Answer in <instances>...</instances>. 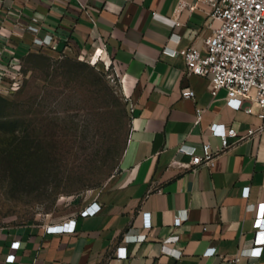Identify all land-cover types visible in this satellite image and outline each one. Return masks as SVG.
<instances>
[{
	"label": "crops",
	"instance_id": "crops-1",
	"mask_svg": "<svg viewBox=\"0 0 264 264\" xmlns=\"http://www.w3.org/2000/svg\"><path fill=\"white\" fill-rule=\"evenodd\" d=\"M180 1L0 0L1 63L56 52L41 51L36 38L53 36L59 49L73 52L105 44L122 74L129 118L128 142L109 182L56 220L0 227V264H264V249L259 258L248 256L264 202V132L219 152L213 165L185 169L174 161L182 149V160L190 162L204 142L220 148L221 138L209 129L213 123L240 136L261 123L255 114L229 107L226 90L214 97L208 78L188 75L184 58L167 51L196 45L205 55L203 41L218 26L208 4L182 0L187 5L180 10ZM187 89L195 91V100L181 96ZM197 109L204 110L199 123ZM93 202L101 211L81 216ZM144 213L151 228L144 227ZM177 216L184 220L175 227ZM71 219L75 232H46ZM172 235L178 240L169 247L180 257L163 248ZM126 236L137 239L126 243ZM14 241H20L18 249L11 248ZM121 245L126 259L116 255ZM213 247L216 254L205 255ZM11 253L14 262L7 261Z\"/></svg>",
	"mask_w": 264,
	"mask_h": 264
},
{
	"label": "rangeland",
	"instance_id": "rangeland-1",
	"mask_svg": "<svg viewBox=\"0 0 264 264\" xmlns=\"http://www.w3.org/2000/svg\"><path fill=\"white\" fill-rule=\"evenodd\" d=\"M47 51V50H45ZM58 52L20 60L0 85V227L69 213L117 172L129 138L124 100L101 66Z\"/></svg>",
	"mask_w": 264,
	"mask_h": 264
},
{
	"label": "built area",
	"instance_id": "built-area-1",
	"mask_svg": "<svg viewBox=\"0 0 264 264\" xmlns=\"http://www.w3.org/2000/svg\"><path fill=\"white\" fill-rule=\"evenodd\" d=\"M208 4L211 8L209 17L212 21H217L218 26L214 27L211 36L203 41L206 54H202L200 47L193 45L181 50H167L172 56H182L187 65L188 75H199L209 79L210 92L216 97L221 90H226V104L235 109H244L249 114H255L261 123L250 128L244 136L238 135L234 128H226L224 124L213 123L209 129L214 136L221 138V147L213 150L208 142L202 146V154L192 155L190 162L182 160L186 155L185 150H178L174 161L182 168L188 169L201 164L213 165L214 158L219 152L232 148L237 143L258 137L264 132V0H199ZM187 4L180 1L181 10ZM35 22H38L34 18ZM28 31L38 33V27L28 26ZM4 41L8 42L7 39ZM34 44L41 50L51 49L63 55L66 54L67 46L59 49L58 41H54L53 36L43 39L36 38ZM72 48V47H71ZM73 57L77 59H88L93 65L102 68L103 73L110 81L116 92L122 96V74L114 61L108 56L106 45L96 47L91 52L76 51ZM2 52L0 51V56ZM20 60L12 56L9 62H0V85L6 83L11 90H18L23 77L20 70ZM184 99H196L193 89L184 90L181 93ZM248 102V106H244ZM256 108V109H255ZM204 110L197 109L196 122L199 123L203 117ZM230 138H236L230 142ZM102 206L93 202L80 212L83 217L93 216L100 212ZM144 227L151 228L149 213H144ZM184 217L177 216L174 225L178 227L182 224ZM255 239L254 246L249 251L248 256L259 258L264 249V202L258 205L257 216L254 221ZM76 229V220L71 219L61 224L50 225L47 233H73ZM130 238L126 236L127 243ZM178 240L176 235L165 240L163 248L176 257H180V250H173L169 244ZM20 241L11 244L12 249H18ZM216 248H209L205 255H215ZM118 258L128 257L126 245H121L116 250ZM15 253L7 256L8 262H14ZM240 254L235 257V262L240 261Z\"/></svg>",
	"mask_w": 264,
	"mask_h": 264
},
{
	"label": "trees",
	"instance_id": "trees-1",
	"mask_svg": "<svg viewBox=\"0 0 264 264\" xmlns=\"http://www.w3.org/2000/svg\"><path fill=\"white\" fill-rule=\"evenodd\" d=\"M61 50V49H60ZM41 51H43V50H41ZM70 57H72V58H74V59H77V58H75V57H73V56H70ZM79 60V59H78ZM11 137L12 136H10L8 139H0V152H2V150H3V148L6 146V144H8V143H10V141L12 140L11 139Z\"/></svg>",
	"mask_w": 264,
	"mask_h": 264
}]
</instances>
